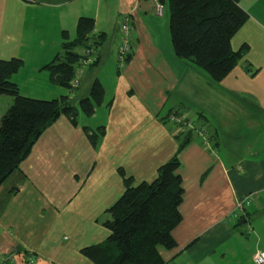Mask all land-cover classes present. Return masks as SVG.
Masks as SVG:
<instances>
[{"label":"crops","instance_id":"obj_1","mask_svg":"<svg viewBox=\"0 0 264 264\" xmlns=\"http://www.w3.org/2000/svg\"><path fill=\"white\" fill-rule=\"evenodd\" d=\"M239 5L248 19L232 47L248 46L215 81L175 54L169 6L160 15L154 0H0V59L24 60L12 76L23 94L68 95L46 65L62 52L64 31L77 37L81 16L93 17L92 34L103 35L99 63L85 71L81 87L87 80L90 93L92 78L101 81L97 69L112 55L116 77L109 89L101 81L104 102L92 116L79 104L76 124L62 115L0 187V256L14 254L16 264H29L30 256L34 264H96L82 249L107 238V208L123 193L125 177L154 179L188 136L177 170L184 187L182 220L173 229L177 244L160 246L161 255L166 264H257L254 255L264 250V0ZM124 11L133 14V51L120 68L116 40ZM37 81L42 88L28 93L26 85ZM173 110L203 130L204 139L183 123L168 124ZM100 126L104 132L92 134ZM248 194L252 203L236 219Z\"/></svg>","mask_w":264,"mask_h":264},{"label":"trees","instance_id":"obj_2","mask_svg":"<svg viewBox=\"0 0 264 264\" xmlns=\"http://www.w3.org/2000/svg\"><path fill=\"white\" fill-rule=\"evenodd\" d=\"M240 1L162 0L170 9L169 26L175 54L194 61L215 81L226 77L248 46L244 44L238 50L232 47L233 36L248 19ZM94 24L93 17L81 16L77 37L73 40L64 31L62 52L46 65L52 82L70 88L82 57L81 50L90 45L94 36ZM102 38L103 35L95 37L96 46ZM131 57L132 54L128 60ZM98 63L99 57L93 66ZM23 65L24 60L19 57L0 59V94L13 98L0 122V187L20 170L49 126L62 115L69 116L76 124L79 107L86 116H92L105 97L99 78L93 81L89 95L80 98L79 107L69 95L52 99L25 95L12 80ZM169 115L170 120L187 124L188 132L201 131L176 110ZM104 128L100 126L92 134H101ZM94 135L91 137L96 142ZM185 138L178 151L158 167L154 179L136 182L133 176L125 177L123 193L107 208L109 218L104 221L109 231L107 238L82 249L96 264H166L159 247L171 249L177 244L173 229L182 220L179 207L184 199L183 179L177 170L181 164L179 153L188 142V136Z\"/></svg>","mask_w":264,"mask_h":264},{"label":"rangeland","instance_id":"obj_3","mask_svg":"<svg viewBox=\"0 0 264 264\" xmlns=\"http://www.w3.org/2000/svg\"><path fill=\"white\" fill-rule=\"evenodd\" d=\"M155 1V8H156V5H157V2H156V0H154ZM127 12L126 11H124L121 15H120V20H119V23L121 22V20H122V17H123V15L124 14H126ZM130 15H131V17H132V13H130ZM119 29H120V25H119ZM120 30H118V32H119ZM117 32V33H118ZM93 35V34H92ZM94 39H95V36H93L92 37V39H91V41L89 42V44H92V47L95 49V50H97V48L99 49V47H100V45H98V46H96L95 45V41H94ZM93 40V41H92ZM117 41V40H116ZM85 48V47H84ZM84 48L81 50V52H83V50H84ZM113 51H115V49L113 48ZM97 56H98V50H97ZM82 58V57H81ZM98 59V58H97ZM97 61V60H96ZM96 61H95V63H96ZM127 62H128V58L126 59V62H125V65L124 66H126V64H127ZM81 64H83V66L81 65ZM98 65V64H97ZM101 66V65H100ZM118 66L120 67V64H118ZM123 66V67H124ZM91 67H93V64L92 65H86V64H84V62H82L81 61V59L79 60V65H78V67H77V69H76V74H75V77L73 78V79H76V77H79V81H77V84L74 86L73 85V79L71 80V86H70V88H68V87H61V89L62 90H64V92L65 93H67L69 96H70V98H71V100L73 101V103L74 104H76V105H78V100H79V98H81L82 97V95L83 96H86L87 94L89 95V93L87 92L86 93V91H85V87L88 85V81L86 80V83H85V79L83 80L84 82H83V85H82V87H81V78H82V76H83V74L85 73V71L86 70H88L89 68H91ZM101 68V69H100ZM114 68H115V66L113 65V55L111 56V59L110 60H108L102 67H99V69H97L98 71H99V73H100V78H101V81H103L104 83H105V85H106V87H107V89H109V86H110V81H114V79L116 78V77H113L114 76V74L112 73L113 72V70H114ZM121 68V67H120ZM79 72V73H78ZM94 74H96L95 72H94V70H92V72H91V76L93 77L94 76ZM86 78V77H85ZM96 78H98L97 76H95V77H93L92 78V83H93V81L96 79ZM52 81V80H51ZM27 82V81H26ZM29 84L31 83L30 81L28 82ZM54 83V82H53ZM39 84H40V81H37V83H35V85L34 86H31V85H26L27 86V92L28 93H32L33 94V90H38V89H41L42 87L41 86H39ZM49 84H50V82H49ZM92 85V84H91ZM56 87H58V86H56ZM24 88H26V87H24ZM33 88V89H32ZM0 97H11V96H9V95H0ZM11 105V104H10ZM10 105H7L6 104V102L5 101H3V100H0V122H1V118H2V116H3V114L6 112V110L9 108V106ZM169 108L170 107H168V105L162 110V113H161V115H163L164 113H167L168 112V110H169ZM171 112V111H170ZM170 112L168 113V115H167V123L168 124H176L177 126H179L180 124H177V123H180V122H177V121H172V120H170V116L171 115H169L170 114ZM80 115H81V117L80 118H84V119H88L82 112H80ZM161 118V117H160ZM184 126H188L187 124H183ZM179 127H181V126H179ZM201 137H203V139H204V137L207 135H205L204 134V131L202 130V131H200L199 133H198ZM252 200H253V194H248L247 196H245L244 198H242L239 202H238V205H237V210L239 211L238 213H237V215H239V214H241V213H244V212H242L241 211V206L240 205H242V206H246V208L252 203ZM245 208V209H246ZM244 209V210H245ZM241 211V212H240ZM240 216V215H239ZM233 217H235V214H234V216ZM244 217V216H243ZM238 221V220H237ZM240 222V221H239ZM246 223H244V224H241L240 226H244ZM30 257H33V256H30ZM29 257V258H30ZM36 258L34 257V263L36 262V260H35ZM27 263H29L28 261H27ZM34 263H30V264H34Z\"/></svg>","mask_w":264,"mask_h":264},{"label":"built area","instance_id":"obj_4","mask_svg":"<svg viewBox=\"0 0 264 264\" xmlns=\"http://www.w3.org/2000/svg\"><path fill=\"white\" fill-rule=\"evenodd\" d=\"M156 11L162 15L164 13L165 5L162 0H156ZM120 31L117 33V42H118V60L120 67L125 65L126 59L132 54L133 51V29H132V17L129 12L123 15L122 20L120 22ZM97 50L92 47V44L88 45L84 48L82 52L81 61L86 65H92L97 60ZM83 66V64H81ZM79 73V72H78ZM73 85L77 84L79 81V77L73 79ZM241 206V211L244 212L246 206ZM238 212L235 213V218L238 217ZM237 219V218H236ZM254 260L257 264H264V250L259 251L254 255ZM27 261L30 263H34V256L28 257ZM0 264H16V259L14 254H8L5 256H0Z\"/></svg>","mask_w":264,"mask_h":264},{"label":"water","instance_id":"obj_5","mask_svg":"<svg viewBox=\"0 0 264 264\" xmlns=\"http://www.w3.org/2000/svg\"><path fill=\"white\" fill-rule=\"evenodd\" d=\"M245 221H246V218H244V217L240 219L241 224L244 223Z\"/></svg>","mask_w":264,"mask_h":264}]
</instances>
